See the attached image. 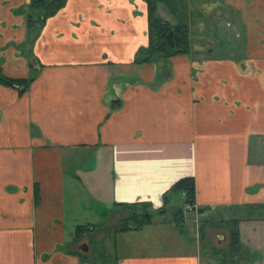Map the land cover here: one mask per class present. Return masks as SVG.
<instances>
[{
	"label": "crops",
	"instance_id": "0c3cea01",
	"mask_svg": "<svg viewBox=\"0 0 264 264\" xmlns=\"http://www.w3.org/2000/svg\"><path fill=\"white\" fill-rule=\"evenodd\" d=\"M29 2L0 0V73L31 78L0 83V264H97L79 247L125 204L117 233L183 243L123 241L106 264H264V0L158 2L190 47L143 62L146 0H66L40 20ZM183 177L196 210L138 222V204L183 208L163 199ZM227 240L228 263L203 252Z\"/></svg>",
	"mask_w": 264,
	"mask_h": 264
},
{
	"label": "trees",
	"instance_id": "16d2710c",
	"mask_svg": "<svg viewBox=\"0 0 264 264\" xmlns=\"http://www.w3.org/2000/svg\"><path fill=\"white\" fill-rule=\"evenodd\" d=\"M66 0H30L27 8L29 12L36 11L37 15L34 16L37 20L45 18L50 14L58 11L64 4ZM173 0H146L147 2V19H148V44L146 47L139 51L140 55H143L139 62L143 61H153L158 57L169 56L178 52H188L189 44V34L185 25L182 24H171L160 17H158L156 10L158 2H165L169 7V3ZM180 1V0H179ZM39 11V13H38ZM39 15V17H37ZM33 15L28 14V24H32ZM31 78L26 79H11L3 76L0 73V83L9 85L12 87H17L20 93H23L28 89ZM178 193L184 194V202L192 204L194 201L195 186L192 177H183L177 180L170 188L168 192L163 195L164 201H167L170 197H176ZM169 198V199H170ZM167 204V202H166ZM122 210H127L126 208H133L134 205H121ZM164 208L171 211L172 220L176 224H180L183 220L184 210L182 207H162L160 209H152L150 204H138L136 205V210L142 213L138 214V222L146 223L151 222L154 214L161 212ZM132 217V216H131ZM124 219V226H121L119 230H126L128 227V222L130 215ZM81 229L78 227V231ZM79 231V232H80ZM84 232V231H82ZM81 232V233H82ZM234 236L236 235L233 232Z\"/></svg>",
	"mask_w": 264,
	"mask_h": 264
},
{
	"label": "rangeland",
	"instance_id": "374dc122",
	"mask_svg": "<svg viewBox=\"0 0 264 264\" xmlns=\"http://www.w3.org/2000/svg\"><path fill=\"white\" fill-rule=\"evenodd\" d=\"M161 10H156V13L158 15H162L163 17H169L167 16V8L165 9L162 5ZM160 9V8H159ZM169 15V14H168ZM194 16V13H193ZM171 18V17H170ZM174 22V21H171ZM184 199V197H183ZM182 199V196L180 193L177 194L175 197V200L173 201V205H176L181 201H184ZM140 213L141 210H140ZM128 211L127 210H119L118 212H114L112 214V217L109 219H105V223L108 222L110 225L109 228H106L103 232L104 235L101 234V230L96 231L93 233L92 231L87 232V241L88 242V250L85 254H82L81 257L86 260H92L91 262L97 263V264H106L107 259L115 257L114 255L117 253H120L121 248L123 245V241L132 242L135 241V243L144 244L145 248H153L160 245H164L167 243H174L177 245L178 243H183V238L178 237L172 234H169L168 232L164 231H157L155 226L152 228L145 227L143 230H137V231H131L127 234L123 233H117L120 230L121 226H124V219H127ZM172 214L170 211H167L165 213H156L154 218L157 221L156 224H159L163 222L164 219L171 218ZM131 224H134L133 221L130 222ZM146 226V225H144ZM143 226V227H144ZM230 234V232H229ZM113 244L115 248H113ZM202 247L204 249V253H212L214 255L221 254V260L223 262L228 263L231 260V256L229 253L230 250V241L227 240L226 242L222 243H213L212 241L204 242L202 244ZM176 249V248H175ZM178 251V249H176ZM232 254V253H231Z\"/></svg>",
	"mask_w": 264,
	"mask_h": 264
},
{
	"label": "built area",
	"instance_id": "2783aa9c",
	"mask_svg": "<svg viewBox=\"0 0 264 264\" xmlns=\"http://www.w3.org/2000/svg\"><path fill=\"white\" fill-rule=\"evenodd\" d=\"M184 212H191L196 210L193 204L190 203H182Z\"/></svg>",
	"mask_w": 264,
	"mask_h": 264
},
{
	"label": "water",
	"instance_id": "95a60500",
	"mask_svg": "<svg viewBox=\"0 0 264 264\" xmlns=\"http://www.w3.org/2000/svg\"><path fill=\"white\" fill-rule=\"evenodd\" d=\"M79 248H80L81 250H83V251H87V249H88L86 243L80 245Z\"/></svg>",
	"mask_w": 264,
	"mask_h": 264
}]
</instances>
